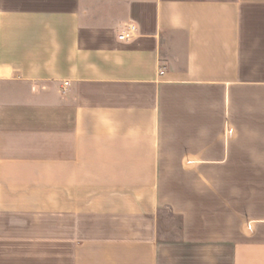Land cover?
Listing matches in <instances>:
<instances>
[{"label":"crops","instance_id":"0c3cea01","mask_svg":"<svg viewBox=\"0 0 264 264\" xmlns=\"http://www.w3.org/2000/svg\"><path fill=\"white\" fill-rule=\"evenodd\" d=\"M0 264H264V0H0Z\"/></svg>","mask_w":264,"mask_h":264},{"label":"built area","instance_id":"2783aa9c","mask_svg":"<svg viewBox=\"0 0 264 264\" xmlns=\"http://www.w3.org/2000/svg\"><path fill=\"white\" fill-rule=\"evenodd\" d=\"M135 29L134 25H130L128 27V30L127 32L125 33H122L119 35V39L120 40H126V41H129L132 39V31Z\"/></svg>","mask_w":264,"mask_h":264}]
</instances>
